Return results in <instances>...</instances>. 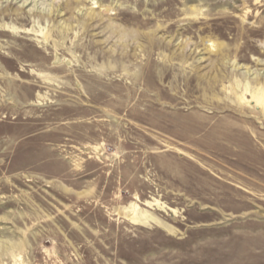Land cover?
Returning <instances> with one entry per match:
<instances>
[{"label": "rangeland", "instance_id": "obj_1", "mask_svg": "<svg viewBox=\"0 0 264 264\" xmlns=\"http://www.w3.org/2000/svg\"><path fill=\"white\" fill-rule=\"evenodd\" d=\"M3 23L0 264H264V113L230 85L264 77V0H0Z\"/></svg>", "mask_w": 264, "mask_h": 264}, {"label": "bare ground", "instance_id": "obj_2", "mask_svg": "<svg viewBox=\"0 0 264 264\" xmlns=\"http://www.w3.org/2000/svg\"><path fill=\"white\" fill-rule=\"evenodd\" d=\"M191 8L192 9L190 12H184L185 15H191V17H192V15L196 16V15H199L201 13L199 8H197V7L195 8L194 6ZM110 9L111 8L106 7L104 10L108 12ZM54 11L55 10L53 9V6H52V8H50L47 11V13L52 14ZM56 11H57V8H56ZM87 19H90V17H88ZM189 19H190V17H189ZM69 25H71V24H68L67 22H64L63 24L58 25V27L60 29V34L63 33L62 31L68 30ZM164 26L166 27V25H164ZM164 26L162 24H159L157 26V28L158 29L163 28ZM23 31L25 32V30L18 29V28L14 27L12 25H9V24H4V23L2 25L0 24V35H2V36L9 35V36L13 37V36H16L18 34V32H23ZM26 32H27V30H26ZM49 33H50V29L47 30L45 33L42 32L41 36H43L45 39H48ZM146 34L152 36V35L156 34V31H155V29L150 30ZM37 35L39 36L40 34H37ZM62 35H64V34H62ZM123 37H124V33L120 35V40H122ZM222 44L223 43H220L217 41H210L208 44H206L204 46L203 49L205 50L206 53H208V54L213 53L219 58V60H222V59L226 58L224 55V52L222 51V48H221ZM187 45L188 44L185 42L179 43L176 45V48L179 51L178 53H176L178 57H184V55H183L184 50L183 49L186 48ZM226 60H227L226 62L228 63V59H226ZM231 66H232L231 71H233L235 68H237L236 65H234L233 63L231 64ZM215 67H216V65H215ZM243 74L248 76V77L244 78L243 80L235 79L234 82H232L230 85L234 89H236V88L241 89V93L239 95V98L241 100H243L245 104L249 103L246 101L245 96H247V97L250 96L252 98L251 102H253L254 105H256L260 108V112L264 113V77H263V73L260 74V71H257L255 74H251V75H254L253 78H249V70H247L246 72H243ZM213 77L216 78L217 73H213ZM132 218H134V219L137 218V214L135 212L132 213ZM14 246L15 245L10 244V243L0 242V255L7 253L8 255H11L12 257H15V256L19 257V254L15 255V253L13 251Z\"/></svg>", "mask_w": 264, "mask_h": 264}]
</instances>
